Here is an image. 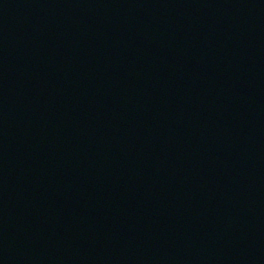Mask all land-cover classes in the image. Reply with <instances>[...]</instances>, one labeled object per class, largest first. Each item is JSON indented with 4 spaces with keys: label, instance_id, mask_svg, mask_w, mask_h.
I'll return each mask as SVG.
<instances>
[{
    "label": "water",
    "instance_id": "95a60500",
    "mask_svg": "<svg viewBox=\"0 0 264 264\" xmlns=\"http://www.w3.org/2000/svg\"><path fill=\"white\" fill-rule=\"evenodd\" d=\"M0 264H264V0H0Z\"/></svg>",
    "mask_w": 264,
    "mask_h": 264
}]
</instances>
